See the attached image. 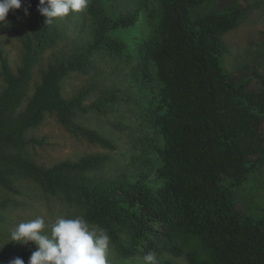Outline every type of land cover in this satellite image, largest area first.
Segmentation results:
<instances>
[{"label": "trees", "instance_id": "trees-1", "mask_svg": "<svg viewBox=\"0 0 264 264\" xmlns=\"http://www.w3.org/2000/svg\"><path fill=\"white\" fill-rule=\"evenodd\" d=\"M27 3L26 54L16 73L0 50V264L17 257L28 264L32 254L1 242L27 181L106 229L117 255L133 264H145L149 250L158 264H264V217L239 208L233 193L264 161V78L235 82L223 66L224 36L241 25L247 9L232 4L199 15L206 0H138L122 13L91 0L92 40L50 64L29 97L33 69L59 35L54 20L45 24L38 5ZM98 57L112 72L124 76L126 69L133 92L102 90L86 108L97 84L72 99L63 85L72 74L95 71ZM131 104L141 136L132 168L120 177L97 176L110 155L52 167L33 160L28 132L48 116L88 143L116 151L113 140L80 126L78 118L89 111L107 117Z\"/></svg>", "mask_w": 264, "mask_h": 264}, {"label": "rangeland", "instance_id": "rangeland-1", "mask_svg": "<svg viewBox=\"0 0 264 264\" xmlns=\"http://www.w3.org/2000/svg\"><path fill=\"white\" fill-rule=\"evenodd\" d=\"M33 4H39V0H29ZM138 0H94L101 7L108 8L119 6L118 12H128L137 4ZM236 4L247 9V16L241 25L224 36L226 53L223 58V66L235 82H242L248 78H264V0H206L199 7L197 13L205 15L214 10H220ZM27 9L28 14H25ZM114 9V8H113ZM115 10V9H114ZM29 6L27 0H21L19 9L10 10L6 22H0V50L2 59L7 61L9 68L17 72L23 65L25 50L23 47L24 35L29 32L27 21ZM54 23L58 29V43L48 49L33 69L32 89L29 97L34 92V87L41 81L42 74L50 64H56L70 55L81 52L92 40V20L86 9L80 12H71L63 18H55ZM2 59H0V89L4 82L2 77ZM108 60L98 57L96 70L82 75L72 74L64 83V96L72 99L82 89H86L93 82L97 84V90L91 94L85 102L86 108H90L98 99L102 90L121 88L133 92V87L124 76L112 72ZM133 100L137 95L132 94ZM121 109V108H120ZM131 104L113 111L107 117L96 114L93 111L81 114L78 118L80 126L94 130L113 140L117 144V150L108 151L99 145H93L84 139L69 133L55 116H48L45 122L36 129L28 132V137L35 140L31 149L33 160L42 166L52 167L63 161H77L81 157L92 154L110 155L111 161L97 176L102 178H118L132 168V156L134 155V141L136 136H141L138 131V114ZM123 121L124 124L117 125ZM24 196L17 197L20 206L10 213V226L5 228L6 237L1 240L3 245H13L19 252L29 250L33 253L37 246L29 242L21 244L9 241L11 231L21 222H26L36 217H43L46 221V231H50L52 223L59 216L75 217L77 212L67 206L62 200L49 196L41 191L40 187L31 181L25 183ZM238 207L256 217H264V161L260 169L253 173L245 185L233 190ZM2 196L5 194L0 192ZM109 260L111 264H133L132 261L122 260L110 244Z\"/></svg>", "mask_w": 264, "mask_h": 264}, {"label": "clouds", "instance_id": "clouds-1", "mask_svg": "<svg viewBox=\"0 0 264 264\" xmlns=\"http://www.w3.org/2000/svg\"><path fill=\"white\" fill-rule=\"evenodd\" d=\"M91 0H39L37 11L45 24L63 18L71 12H80L90 6ZM21 0H0V22H6L10 10L19 9ZM27 15V9H25ZM43 217L21 222L11 231L9 241L34 243L37 249L28 264H111L109 247L111 236L106 229L95 226L84 216H59L50 231ZM2 248V247H0ZM145 264H158L157 253L149 250L143 257ZM8 264H25L14 258Z\"/></svg>", "mask_w": 264, "mask_h": 264}]
</instances>
